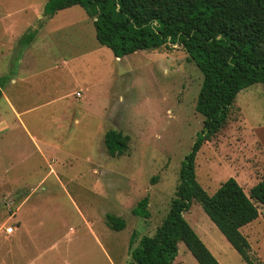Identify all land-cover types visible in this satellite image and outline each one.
I'll use <instances>...</instances> for the list:
<instances>
[{
	"label": "rangeland",
	"instance_id": "374dc122",
	"mask_svg": "<svg viewBox=\"0 0 264 264\" xmlns=\"http://www.w3.org/2000/svg\"><path fill=\"white\" fill-rule=\"evenodd\" d=\"M47 1L0 0V51L8 49L13 54L0 56L1 80L8 79L6 74L17 62L13 58L18 57L22 48L20 40L33 32L24 30L10 39L5 27L18 20V32L32 20L33 13L23 23L26 13L13 19L5 14L25 7L41 12ZM43 17L38 25L47 21L48 16ZM55 17L45 27L44 34L47 29H57L58 41L54 42L57 45L67 44L60 40L77 41L72 46H63L61 54H55L52 46L39 41V51L27 54L24 67H19L24 73L48 72L46 77L34 80L37 86L24 102L39 107L28 118L42 144L47 146L43 147L45 159L36 154L19 126H14L5 137H1L5 130L0 132V264L33 259L34 264H133L131 252L140 239L153 236L166 219L180 183L182 163L203 127L204 118L196 111L203 75L178 45L116 58L111 49L99 44L93 20L79 6L58 12ZM42 45L44 49L40 48ZM69 48H88L91 55L84 60L72 59L75 57L70 55ZM43 52L45 59L40 61ZM67 60L73 63L61 69L51 68L56 61ZM42 78L47 79L39 82ZM86 84L85 103L90 107V100H94L91 109L97 115L93 120L101 125L92 133V151L80 142L77 126L69 125L66 133L57 127L66 111L65 104L46 107L59 101L62 95H71L80 86L84 85V90ZM49 100L51 103L47 104ZM75 117L78 111L73 114ZM110 130L130 138L128 151L121 157L108 154L104 137ZM59 137L66 155L56 154L53 145ZM196 175L210 195L223 182L234 178L249 196L251 189L264 178L262 84L239 93L226 126L198 153ZM12 176L16 179L29 176L30 185H36L39 180L45 184L36 192L13 184ZM42 192L51 197H45L48 202L40 211L48 218L45 227L33 232L26 230L28 237L38 233V238H25L19 243V230L8 232L10 227H19L17 208L32 193L31 199H36ZM142 201L143 217L136 216L133 210ZM257 207L260 217L241 232L250 243L254 260L264 264V207ZM107 214L123 218L126 228L119 232L111 230L106 224ZM184 216L220 264H248L199 203L194 201ZM39 247L45 253L39 255ZM173 264L199 263L180 242Z\"/></svg>",
	"mask_w": 264,
	"mask_h": 264
},
{
	"label": "trees",
	"instance_id": "16d2710c",
	"mask_svg": "<svg viewBox=\"0 0 264 264\" xmlns=\"http://www.w3.org/2000/svg\"><path fill=\"white\" fill-rule=\"evenodd\" d=\"M75 6L93 20L97 41L116 58L178 45L203 75L196 104L204 118L203 127L182 163L180 183L166 219L153 236L140 239L131 252L133 264H173L180 242L199 264H220L185 219L194 201L246 263L260 264L252 257L241 229L260 217L257 206L264 207V178L249 196L234 178L210 195L198 182L196 158L203 145L226 126L239 93L256 84L264 86V0H48L44 12L53 17ZM34 38L30 33L21 44ZM3 84L0 80V98ZM129 141L116 130L104 137L113 158L128 151ZM143 204L133 210L134 215L143 217ZM106 224L116 232L126 228V221L113 214H107Z\"/></svg>",
	"mask_w": 264,
	"mask_h": 264
},
{
	"label": "crops",
	"instance_id": "0c3cea01",
	"mask_svg": "<svg viewBox=\"0 0 264 264\" xmlns=\"http://www.w3.org/2000/svg\"><path fill=\"white\" fill-rule=\"evenodd\" d=\"M45 7V6H44ZM40 8V7H39ZM33 9L30 7H25L19 11H10V13H6L5 16L6 18H12L16 15H19L21 13H26L24 15V19L22 23L25 21V17L28 16V14H32V20L27 22L23 28L20 31H16L18 25L17 21L14 20V22H10L9 26H6L5 32L9 33L11 36H9L10 39L13 38V36L19 34L21 31H26L28 29H31L35 34V38L28 44H21V49L18 52V57L13 58V61H17L16 63L14 62V65L10 68L9 74H6L7 80L3 79V87H2V97L0 98V101H3L2 107H0V132L2 129L5 130L4 135L1 137H5L8 133L12 132L14 130V126H19L24 135L28 137V139L31 141L33 146L35 147L37 151V155L40 156L42 159H45L46 153L43 149V147H47L42 144V141H40V137L38 134H36V130L32 128V123L31 120H29L28 116L32 113H34V110L39 109L38 105H29L25 104V100L28 99V95L33 92L37 86L36 83H34V80L40 76L46 77L48 72L47 71H41V72H22L20 69L24 67V64L26 63L24 59L27 57V54H32V53H37L39 51V41L44 42V45H50L53 47V51L55 54H61L60 52H63V46H72L73 43L77 41V39L73 40H60V42L67 43L65 45H57L54 42L58 41V39L55 38L56 32H58L57 29H52L49 30L47 29L46 34H44L45 27L49 24L52 23L54 18H56V14L53 17H46L44 10L39 12H33ZM61 12V11H59ZM47 18L46 22L42 23V26L38 22L41 21L44 17ZM4 16V17H5ZM15 19V18H14ZM6 20V19H5ZM4 45V44H3ZM41 49H44V46L42 45L40 47ZM70 55H72L76 58H81V59H86L87 57H90L91 54H88V48L82 49V50H76V49H70ZM51 52V51H50ZM7 54V56L12 57V52H8V49H5L4 52L0 51V56ZM48 55V54H46ZM45 52L43 54L41 53L40 61L45 59ZM69 59V58H67ZM73 62L66 61L64 62H55L54 64L51 65L52 69L58 68L61 69L66 65H70ZM56 66V67H55ZM20 67V69H19ZM55 67V68H54ZM55 71V70H50ZM2 78H0L1 80ZM47 78H42L39 80H44ZM84 86V85H83ZM83 86H80L76 88V91L70 94L62 95V98L57 101L56 103H53L51 105H48L46 107L53 106L54 104H65L66 111L63 112V117L60 119L56 125L57 127L64 129V133L68 132V127L69 125H75L77 126L75 130L79 131L80 134V142L90 151L93 150V142L91 140L92 133L95 131L94 129L100 128L101 125L94 123L95 120H93V117H95L97 114L93 113V109H91L92 102L94 101L93 99L90 100V107H88L85 103L86 101V95L85 93L87 92L88 85H85V89L83 90ZM86 90V91H85ZM80 93V95H78ZM73 94V95H72ZM47 104L51 103V101H47ZM42 107V108H46ZM75 111H78V117L73 118V114ZM89 117V118H88ZM61 132V134L63 133ZM63 133V135H64ZM62 135V137H63ZM59 137L57 142L53 145L56 148V154L61 152L62 154L66 155V150L63 149L61 146V138ZM86 154V153H85ZM12 169V168H11ZM40 169V168H39ZM38 169V170H39ZM35 173H39L40 171L33 170ZM11 172V171H10ZM29 176H26L24 178H15L12 176L11 182L13 184H16L20 188H29L32 189L33 191H38L41 189L42 186H44L45 182L43 183L41 180H39L36 185H30L27 182V179ZM54 186H59L55 182H53ZM63 193V192H62ZM50 195L53 194V190H51V193L49 192ZM47 195L42 192V195L37 196L36 199H31L34 196V193L28 199L20 203V205L17 208V217L19 219V227L17 228L15 226L14 230L18 229L19 230V243H23V239L25 238H38L39 234L37 233L36 236L32 235L31 237L27 236L26 230L34 231L38 229H43L45 227V222L48 220V218L45 217V215L40 214V211L44 207V204L48 202L46 200V196H48L49 199H51L50 195ZM68 200V199H67ZM70 202V200H69ZM79 210V209H77ZM80 214L82 215L81 211L79 210ZM29 225H27V223ZM32 224V225H31ZM14 232V231H13ZM40 248V247H39ZM45 253L44 250L40 248V253L39 255ZM35 260L33 259L31 262H25V263H19V264H34Z\"/></svg>",
	"mask_w": 264,
	"mask_h": 264
},
{
	"label": "built area",
	"instance_id": "2783aa9c",
	"mask_svg": "<svg viewBox=\"0 0 264 264\" xmlns=\"http://www.w3.org/2000/svg\"><path fill=\"white\" fill-rule=\"evenodd\" d=\"M78 95H80V93H78ZM13 230H14V228H13V227H10V228L8 229V232H9V233H12Z\"/></svg>",
	"mask_w": 264,
	"mask_h": 264
}]
</instances>
